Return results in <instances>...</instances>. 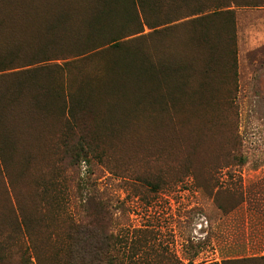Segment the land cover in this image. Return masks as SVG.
<instances>
[{
	"label": "rangeland",
	"instance_id": "rangeland-1",
	"mask_svg": "<svg viewBox=\"0 0 264 264\" xmlns=\"http://www.w3.org/2000/svg\"><path fill=\"white\" fill-rule=\"evenodd\" d=\"M48 1L7 0L1 11L30 7L36 12ZM113 1V17L102 20L97 19L105 7L100 0L55 2L74 6L85 19L86 25L76 26H88L79 30L83 38L77 43L52 44L46 26L56 25L55 15L44 19L31 13L35 17L26 27L39 26L42 36L17 48L0 47V67L54 59L23 75L0 74V103L9 107L22 101L16 113L5 115L13 138L0 118V264H64V250L76 243L73 228L94 214V198L106 212L96 227L117 238L114 264L131 259L221 264L264 256V209L255 208L257 199L226 214L220 206L227 209L231 197L220 196L216 203L215 183L205 189L203 174L212 171L217 184L242 191L247 200L255 195L264 205V0H142V33L120 40L116 47L78 56L93 44L136 28L131 0ZM90 21L97 27L93 33ZM16 38L9 37V44ZM197 58L202 76L190 79L196 83L194 91L175 93L171 99L168 79L165 85L160 74L151 72L161 64L172 68L179 66L177 61ZM140 76L147 85L138 82ZM44 86L52 90L47 113L43 111L45 126L21 138L26 142L33 135L37 147L18 153V120L33 115L38 101L31 95ZM138 103L148 110L165 107V114L158 112L159 137L138 146L112 138L141 116ZM214 105L216 111H208ZM201 119L202 130L209 124L219 133L211 149L195 153L188 146L194 145L195 134L185 132L181 123L200 125ZM139 121L134 127L148 130ZM169 123L173 135L161 141ZM236 148L242 155L240 166L227 156ZM22 159L32 161L25 174ZM145 175H151L153 186L138 178ZM21 220L26 236L4 252L3 241L13 237Z\"/></svg>",
	"mask_w": 264,
	"mask_h": 264
},
{
	"label": "trees",
	"instance_id": "trees-1",
	"mask_svg": "<svg viewBox=\"0 0 264 264\" xmlns=\"http://www.w3.org/2000/svg\"><path fill=\"white\" fill-rule=\"evenodd\" d=\"M7 0H0V47H14L17 48L20 45H23L30 40L39 39L42 36V32L40 31L39 26L35 27L33 30H30L27 28V24L31 23V18L35 17L32 16L31 13H40V15L46 17L50 15V18L52 19L55 15V24L54 27L47 24L46 26V33H48L51 37V43L55 45H62L63 43H70L75 42L77 43V40L83 38L81 36L78 37L79 30L86 29L88 30V26L84 22V18H79V13H76V10L74 6L72 8L60 6L63 3H60V5L56 4L55 2H68L69 4H72L74 0H49L43 7H40L36 12H32L29 8H19L17 11H1L3 6L5 5ZM118 1V0H115ZM101 4L104 5L103 11L101 10L100 15L97 17V19H105V18H111L113 17V0H100ZM133 5V18L135 20L136 28L128 33L126 36L121 37H113L111 39H107L101 43L93 44L89 46L83 53L79 54L78 56H88L90 54L97 53L98 51H103L106 48L109 47H116L119 45V41L126 39L130 36L138 35L143 32V22L141 20V17L143 14H145V7L142 0H131ZM87 3V2H86ZM217 11V10H216ZM214 11L213 13H216ZM55 12V13H53ZM53 13V14H52ZM119 12H116L117 16ZM102 15V16H101ZM50 19V20H51ZM145 19H143L144 21ZM83 22L85 23L81 27H76L78 25H82ZM146 23L149 24V22L146 21ZM150 25V24H149ZM141 27V28H139ZM90 33H93L97 27L95 26L93 21H90L89 23ZM99 28V27H98ZM27 29V30H26ZM82 31V30H81ZM29 33V37L27 40L23 39L22 36H27ZM18 35L19 38L13 39V41L8 42V38H12L14 35ZM13 35V36H12ZM5 39V40H4ZM19 39V40H18ZM22 39V40H21ZM174 54V53H173ZM174 57L177 59V54H174ZM51 60H54L53 58H43L41 60H33L30 61L27 64H23L21 66H17L12 62H9L5 66L0 67V74L4 75L3 73L10 71L11 74L18 73L19 75H23L27 72L32 71V67L38 64H44ZM175 60V59H173ZM184 61H177L179 64L178 67L176 65H172V68L166 64H161V68H157L156 71H152V74H160V77H163V80L166 85V80L168 79L167 84V93L170 96L171 99L176 98L178 95L182 96L188 91H194L195 81L194 79L191 81V78H194L195 76L199 75L202 76V69L199 68L198 63L200 62V58L192 59L191 62L188 60L182 59ZM18 70L16 72H12ZM210 72V71H209ZM208 72V73H209ZM212 72V71H211ZM213 73V72H212ZM10 75V74H9ZM145 76V75H143ZM155 77V76H150ZM143 80L144 83L147 85L146 77L140 76L138 78V82L140 80ZM35 81V80H34ZM138 82H136L138 84ZM200 86H198L199 88ZM128 89V87L126 88ZM112 91H116L113 89ZM51 89H48L46 86L40 87V89H35L34 93L31 95V97L35 98V101H38L33 104V115L30 114L29 116H26L23 119H19V131L15 134L14 140H15V150L20 153L24 149H28L30 152H34L35 148L37 147V144L35 139H33V135L31 139L27 137L26 142L22 141L23 134H31L32 130H37L38 127L45 126L46 122V115L44 112L47 110L48 106V99L50 101L51 96ZM175 93L177 96L175 97ZM143 96L149 94H143ZM150 96L153 97V95L150 94ZM189 97V96H188ZM45 99V101H42ZM187 98V97H186ZM71 99V97L69 98ZM185 99V98H184ZM22 101H19L18 103H12L9 107L4 105L2 102L0 103V118L2 122L6 118V113L8 115H12L16 113V109L20 107V104ZM138 106H142L139 109H142L140 112L141 116L137 117L133 122L129 123L128 125H125V130L121 131L119 134L113 135L112 138L119 140L121 143L124 142H132L133 145H143V143H151L152 139L154 140L155 137H159L157 134H160V129H157V122L160 118V113L165 112L163 109L158 110L154 107L151 110H148L144 107L141 103H138ZM8 107V108H7ZM30 108V107H29ZM26 109V106H23V110ZM88 108H86L87 110ZM44 111V112H43ZM208 111L215 112V105L213 108L209 109ZM22 112V111H21ZM160 112V113H158ZM47 113V112H46ZM68 114H69V120L72 118V104L68 105ZM165 114V113H164ZM23 115V114H22ZM21 115V116H22ZM42 120V121H40ZM140 120V121H139ZM138 122V125L140 122L143 121L144 125H147L148 130H141L138 129L135 126V123ZM208 123H211L210 121ZM4 127L6 129L7 135L10 136V138H13V131L10 126H8L4 121ZM198 127V128H197ZM181 128L185 132H194L195 134V143L194 145H188L189 147L194 150L195 153H204L203 151L212 148V142L211 140L215 139V132L216 134L219 133V130L215 127L210 126L209 124H206L204 129L202 130V119L201 124L194 125L190 122H183L181 123ZM136 129V130H135ZM168 133L164 135V137H160L161 141L165 138H169V135H173L174 127L172 126V123H169L168 126ZM11 133V134H10ZM149 133V134H148ZM10 134V135H9ZM156 134V136H154ZM13 142V141H12ZM11 142V143H12ZM228 158L232 161L236 160L238 163V166L242 164V155L240 152H238V148L235 150H229L228 152ZM31 155V154H30ZM22 158V157H17ZM29 160H19L21 164L20 170L23 174H25V170L27 172L28 169V163H32V161ZM204 176L206 175V183L204 188L209 189V187L214 184L216 192L212 191V195L214 197V201L219 204L220 196L226 195L230 196L231 200L229 201L230 206L225 209L220 206V208L224 211V213L229 214L236 208H238L240 205H242L245 202H254L256 199V207L257 209L263 208L264 205H260L259 202L260 199L256 198L255 195H253L252 198H249L247 200V196L242 191H231L228 189V187H224L223 184H217V182L214 180V177L212 175V171H208V173H203ZM137 174H135L136 176ZM134 176V177H135ZM151 175H145L144 178H138L140 181L145 182L148 185H154L151 180ZM233 192V193H232ZM259 199V200H258ZM93 203V207L95 209L94 214L89 215V218H87L86 223L79 224L73 228L74 235L76 236V243L75 245H70L69 249H65L64 253L67 254V260H64V264H87V261H89V264H114V259L112 254L118 253V243L117 238H114L107 229L105 228H98L96 227L98 224L103 223L104 219L106 218V212L104 209V206L102 203H99L96 198L92 199L91 201ZM253 204V203H252ZM264 204V203H263ZM3 205V203H2ZM0 208V211L4 209ZM103 217V219H102ZM103 220V221H101ZM27 228L25 227L23 220H21L17 225L15 226V230L13 233V237H6L2 244V250L5 252L11 251V246L9 244L12 241L16 242H22L24 237L26 236ZM5 243V244H4ZM86 258L88 260H86ZM258 261H264V256L260 257H249V258H243V259H235V260H223L221 264H253ZM181 264L180 262H171L169 261L168 264ZM127 264H146L145 262H140L136 260H128ZM148 264H155V263H148ZM188 264H193V261L188 262ZM209 264H218V263H209Z\"/></svg>",
	"mask_w": 264,
	"mask_h": 264
}]
</instances>
